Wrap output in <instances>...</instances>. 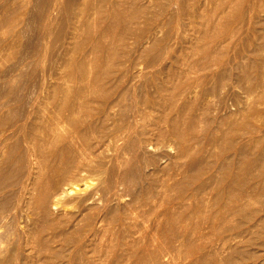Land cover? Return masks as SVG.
<instances>
[{
  "label": "rangeland",
  "instance_id": "1",
  "mask_svg": "<svg viewBox=\"0 0 264 264\" xmlns=\"http://www.w3.org/2000/svg\"><path fill=\"white\" fill-rule=\"evenodd\" d=\"M59 1L54 8L56 0H0V111L10 108L13 117L61 84L82 86L100 58L101 69H108V51L94 50L90 27L116 45L120 59L113 67L121 70L126 97L138 104L129 109L124 97L108 103L101 131L83 148L80 143V172L54 190L69 192L53 196V216L80 213L78 193L104 211L105 227L86 245L90 254L102 249L93 253V264H264V168L253 163L255 154H236L246 142L252 152L261 147L264 157V0H104L100 7L98 0ZM116 5L135 26L124 45L117 38L124 26L109 29ZM83 60L90 71L82 77L73 65ZM170 81L180 91L177 106L169 99L161 106L162 85ZM92 89L102 93L100 86ZM191 113L197 130L181 140L178 128L188 130ZM20 162L11 167L16 178L29 168ZM26 195L17 230H0L6 237L0 264H60L39 259L30 242L40 216ZM239 205L244 208H234ZM256 228L259 240L250 246Z\"/></svg>",
  "mask_w": 264,
  "mask_h": 264
},
{
  "label": "bare ground",
  "instance_id": "2",
  "mask_svg": "<svg viewBox=\"0 0 264 264\" xmlns=\"http://www.w3.org/2000/svg\"><path fill=\"white\" fill-rule=\"evenodd\" d=\"M103 1L104 0H98L97 5H99L100 7ZM59 4H61L60 1L56 0V2L54 3V8L59 7ZM122 10L119 7L113 10L112 13L113 19L111 22L109 21L110 22L109 29L110 28L112 29L113 27L116 28V26L121 27V25H123L125 28L124 34H122L120 37L116 35L118 38L119 45L120 44L124 45L126 43L128 35L131 34V30L135 29V26L133 29V25L130 24V21H126L123 18V14L121 12ZM219 11L222 10H218V11L216 10L214 12L219 13ZM138 12H142V10L139 9ZM214 17H215V13H214ZM216 17H217L215 18L216 21L219 22V20H217L218 14ZM227 17L229 16L226 15V18ZM233 17L235 19V16ZM210 20L211 19L209 18L208 21ZM205 22H207V20ZM211 22H212L211 27H213V21L211 20ZM203 23L204 22H202V24ZM215 23L216 25L218 24L217 22ZM225 23L223 24L225 25ZM207 24H209V22H207ZM207 24L205 23V27ZM84 25L86 24L84 23ZM86 26H88V24ZM74 28L76 29V27ZM217 28L219 29V27ZM79 29L80 28H78L77 30L79 31ZM210 29L208 30L210 31ZM91 30L93 31L92 27L89 28V34H90L89 37L91 36V39L92 37L93 39L95 37L97 38V39L95 38L94 50L97 51L98 53L101 50L104 51V49L106 50V52L108 51L107 53L108 56L107 61L109 62L107 64L108 69L107 67H105L106 69L104 70L103 68L104 66L101 69L100 62L102 63V61L100 60L101 58L98 59V62H96L95 64L96 66H94L95 71L91 70L94 71L93 77L90 80L89 79L87 80L86 79L87 75H90L87 74V71L89 70L87 68H90L88 67L89 63H86V60L80 62L78 61L73 65L74 69L76 68L77 70L76 71L77 75L79 72H81L82 77L87 74L85 76L86 78L83 77L82 86L73 87L70 84L69 85L61 84L57 86L54 89V91H52L53 93H51L50 91L51 95H49L47 99L45 98L46 100L41 99V97L39 96L34 99L32 98L30 103L28 100L27 101V103H29L28 107L26 106L27 108L25 107L23 111L16 113L15 115H13V117H10L12 112L11 114L8 113L9 116L7 114V112H10V108L9 111L8 109H5V112L7 110L6 114L0 111V230L2 227L6 228L11 232L17 230L18 210L22 204L21 201L23 198V193H25V196H27L26 194H28L29 195L28 197H31L30 202L28 201L29 205L32 208H34L40 216V217H36L37 228L35 229L36 231L32 233L30 242L33 243L32 244L33 246L35 245L37 247V253L38 252L40 253V254L38 253V256H40L39 259H41L45 263L51 261L54 258H59L58 262H60V264H93L92 262L93 253L102 250L101 247L100 248L94 247V252L90 254L86 248V245L87 242L90 241V237L92 235H95L98 230L105 227L106 225L105 223H107L106 221L108 218L104 217L103 214L104 211L100 208L94 209V206L88 202L90 195H84L78 193V195L75 196L74 201L82 207L81 212L73 213L65 217H60V216L54 217L52 213V204H57L58 202H55V200H53V196H56L57 194L62 195L65 191H67L66 190L67 188L62 189L60 193H55V194H54V190L57 189L59 185V180H65L71 177L72 175L80 172L81 159L83 155V153L82 154L79 153L80 143H82L81 148H83L82 145L84 146L87 145L90 142L91 137L95 132L101 131L104 118L107 115L108 103L110 102L112 103L114 100L124 97L126 98V104L129 109L133 108L138 104L134 96L130 95L126 97V95L124 94V87L122 85L123 75L120 73L121 70L119 68L120 71L117 72L115 67H113L115 65L114 63H116L115 62L116 58L119 57L120 59V55L117 56V50L115 47L116 45L111 44L112 45L111 46L110 45L111 39H110V41L108 42L110 46H106L105 43H107L108 40L107 41L104 40L105 41L104 43L103 38L105 37L100 38L101 34L99 37L96 34L95 30L94 32L96 36H94V33L93 32L91 33ZM117 30L118 28H116V31ZM208 30L207 32H209ZM222 30L223 29L221 28V31ZM113 31L114 30H112V32ZM215 32H216V28H215ZM105 55L106 54L104 53V57ZM101 56L102 54L98 57ZM77 75L76 78L80 77V76L77 77ZM76 81L78 82L77 79ZM170 82L171 83L166 82L162 85V89L165 90L164 93L166 100L162 98L163 100H161L158 103L161 106L163 105L166 106V104H168L167 99H169L170 101L169 104H171V106H177L176 100L180 91H176L173 86V82L172 81ZM92 83L95 84L96 87H93L95 85H93ZM79 84L80 83H78V85ZM97 86L101 87L100 92L102 91V93H99V91L96 92L97 90L95 91V89H92V88H97ZM2 109L4 108L2 107ZM187 125H188L187 131L178 128V134L181 140L185 139L186 141L187 135L189 133L193 134L192 131L197 130L196 118L192 113L189 115ZM245 143H241V145L236 149V154H238L240 158L249 156V153H251L252 156L253 154H255L254 160L252 158L253 163L256 162L257 165L263 166L264 168V157L262 153L263 151L262 150L259 151L258 149L261 147L258 146L257 151L252 152L251 150H253L252 147L253 144L251 143L245 144ZM187 147H185V150L187 149ZM45 149H47V151H44ZM36 151H38V153L40 152L38 155L39 159L41 153L47 154V155L44 154L47 157V159H45L44 161L42 160L43 162H41V164L39 165L37 164L40 163L39 161H41V159L38 160L37 156L32 157V155H36L35 153ZM11 154L12 157L14 156L13 154H15V158H12L10 156ZM36 158L38 161L35 160ZM19 159H21L23 166L27 165L29 167L26 173L25 172L23 173V171L20 172L25 175V176L23 175L24 178L20 174L19 175L22 178H19V175L18 178H16V174L14 171L17 172V169L15 167H14L15 170L11 169L13 165L16 166L17 164H19ZM260 159L262 160L260 161ZM258 162L260 164H258ZM236 164L237 161L227 162L226 166L231 167ZM263 168H261L262 169L261 171H263ZM260 180H261L260 182H263L264 184V176L260 178ZM34 192L36 194H34ZM28 203L27 201L25 202V204ZM234 208L238 210L240 209L242 210L244 208V205L243 206L239 205L238 207H234ZM253 218L251 217L249 221L245 218L244 219L248 221L247 222L248 225L249 224L251 225L252 224L251 221ZM262 221L263 220H261V223ZM258 222L260 223V220ZM250 225L248 226V228L249 229L251 228L252 230L253 226ZM253 225L255 226L254 223ZM67 226L69 227L73 226V229H70ZM256 227L260 228V225L259 226L256 225ZM259 228H256V232H254L253 236L246 241L248 245L251 246L254 245L256 242H258L259 240L258 235L260 234V231L259 230L257 231V229ZM260 230L262 231L263 229ZM7 233L4 232V235H6ZM6 236H8V234ZM5 238L0 237V242L5 241ZM7 238L10 237L8 236ZM261 242H263L264 245V237H263V241ZM35 256L38 257L37 255ZM233 259H235L234 253L228 256V260H233ZM198 260L201 259L198 258ZM4 263L6 262L4 261ZM211 264H217V262L212 261Z\"/></svg>",
  "mask_w": 264,
  "mask_h": 264
}]
</instances>
